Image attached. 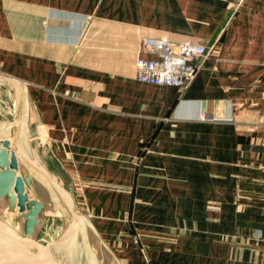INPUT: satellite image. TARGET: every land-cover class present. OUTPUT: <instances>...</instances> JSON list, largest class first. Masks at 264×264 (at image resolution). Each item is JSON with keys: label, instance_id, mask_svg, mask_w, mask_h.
Masks as SVG:
<instances>
[{"label": "crops", "instance_id": "obj_1", "mask_svg": "<svg viewBox=\"0 0 264 264\" xmlns=\"http://www.w3.org/2000/svg\"><path fill=\"white\" fill-rule=\"evenodd\" d=\"M144 36L208 48L186 89ZM0 73L120 264H264V0H0Z\"/></svg>", "mask_w": 264, "mask_h": 264}, {"label": "water", "instance_id": "obj_2", "mask_svg": "<svg viewBox=\"0 0 264 264\" xmlns=\"http://www.w3.org/2000/svg\"><path fill=\"white\" fill-rule=\"evenodd\" d=\"M0 87L3 94L6 91L12 92V117L0 119V145L2 146L0 148V198L7 196V208H11L9 206L13 203L15 196L9 189V184L14 179L15 169L21 165L28 169L24 178L25 182L29 184L32 179L34 180L39 192L36 191L39 195L41 193L44 202L49 203L52 211H59L72 218L81 232L89 230L98 241L99 248L106 249L92 221L78 212L70 192L52 176L38 150L33 147L30 137L34 135V132H29L23 123L22 107L25 97L20 84L15 79L0 73ZM11 137L13 151L8 152L11 167H6L9 149V140L6 139ZM45 197H47L46 200ZM26 198L28 196L25 195ZM26 207L28 213L25 216L29 220L22 222L19 218H15L16 220L10 218L7 210L0 211V264H83L78 253L70 250L59 235L48 240L36 236L35 226L38 214L44 207L43 202L31 198L28 199ZM83 227L85 230L82 229ZM82 234L80 233L81 236ZM83 237L84 241L89 239L84 234ZM84 246L85 251L90 250L86 242ZM89 256L90 253L86 251L85 259H89Z\"/></svg>", "mask_w": 264, "mask_h": 264}, {"label": "built area", "instance_id": "obj_3", "mask_svg": "<svg viewBox=\"0 0 264 264\" xmlns=\"http://www.w3.org/2000/svg\"><path fill=\"white\" fill-rule=\"evenodd\" d=\"M135 59V77L139 82L154 85H172L186 89L194 80L202 63L208 57V48L201 43L175 42L164 38L144 36ZM202 119L208 118L205 114ZM264 125V115L261 117Z\"/></svg>", "mask_w": 264, "mask_h": 264}, {"label": "rangeland", "instance_id": "obj_4", "mask_svg": "<svg viewBox=\"0 0 264 264\" xmlns=\"http://www.w3.org/2000/svg\"><path fill=\"white\" fill-rule=\"evenodd\" d=\"M0 109H1L0 110L1 118H7L10 116L11 98H10L8 91H6L4 94L3 93L1 94ZM30 138H31V143L33 147H35L38 150L40 157L44 162L43 155H42V150H43L42 145L40 144L38 139H35L33 137H30ZM6 140H9L8 151L12 152L13 151V138L11 137ZM0 148H2L1 145H0ZM6 159H7L6 167H11L10 166L11 161H10L9 154H7ZM25 177L26 176H25L22 166L18 165V169H15V174L13 176L14 179L9 184V189L13 191V194L15 196L13 199V203L10 204L9 202V204L11 205L9 207L11 208H7V203H8L7 196L0 198V211L7 210L10 213L9 214L10 218H13V219L19 218L21 222L24 220H29L27 216H25L27 215V212H28V208L26 207V205L29 199V196H28L29 194L32 198L38 199V201L43 202L44 204L43 209H41L37 217V225L35 226L36 236L47 239V240L55 238L58 235H59V238L63 241L72 239L73 235L66 228H64L61 217L57 214H54L51 211L49 204L47 202H44V200L40 199L36 192H34L33 190H30L33 186L25 182L24 180ZM22 182H24L25 186L22 184ZM25 195L28 196V198L25 199ZM88 234L89 232H87V236ZM78 236L79 237L81 236L80 233L78 234Z\"/></svg>", "mask_w": 264, "mask_h": 264}, {"label": "bare ground", "instance_id": "obj_5", "mask_svg": "<svg viewBox=\"0 0 264 264\" xmlns=\"http://www.w3.org/2000/svg\"><path fill=\"white\" fill-rule=\"evenodd\" d=\"M22 168H23L25 176H26L28 169L24 168L23 166H22ZM29 185L33 186L30 190H33L34 192H36L38 197L43 200L41 193H40V195L38 194V192H39L38 187H37L38 185L34 182L33 179L31 180ZM28 196H29V199L32 198L29 194H28ZM46 199H47V197H45V200ZM49 207H50V205H49ZM50 209H51V207H50ZM52 212L54 214H57V215H59L61 217L62 224H63L64 228H66L69 232L72 233L73 238L70 239V240L63 241V242L66 244V246L70 250L75 251V252L78 253V255L80 256V260H81V262L83 264H84V262L86 264H120L119 261L114 256H112L109 253V250H108L107 247H106L107 250L104 247H102L101 249L99 248L98 241L90 234L89 230H88V232H89L88 238L89 239H87V241H84L83 234L87 236V231L85 230V227L82 228L85 231L81 232V230L75 224V222H74V220L72 218L61 214L59 211H52ZM79 232L81 234L83 233L82 236H80V237L78 236ZM85 242H86L87 246L91 250L90 251V250L86 249V251L88 253H90V256H89L90 258L89 259H85V252H86L85 251V246H84ZM103 244H104V246H106L104 242H103Z\"/></svg>", "mask_w": 264, "mask_h": 264}]
</instances>
